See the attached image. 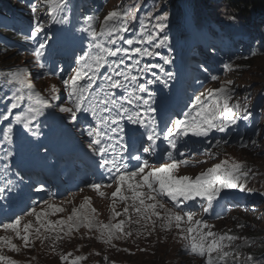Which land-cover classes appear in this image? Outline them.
I'll return each mask as SVG.
<instances>
[{"label":"snow or ice","instance_id":"snow-or-ice-1","mask_svg":"<svg viewBox=\"0 0 264 264\" xmlns=\"http://www.w3.org/2000/svg\"><path fill=\"white\" fill-rule=\"evenodd\" d=\"M40 6L45 7L44 16L36 14ZM142 6L146 7L145 0H119L102 20L96 15L85 16L75 28L81 35L72 34L80 47L78 52L73 51L70 71H66L55 64L48 68L43 58L49 47L48 30L54 25L71 24L70 0H36L31 5L33 19L28 32L23 34L24 40L32 44L31 54L41 70V78L52 75L63 88L52 84L46 95L42 94L26 66L0 72L3 78L0 86L7 89L6 95L0 98V104L5 105L0 110V121L7 124L0 137V160H9L14 154L11 150L13 123L37 138L42 135L41 125L46 122L55 126L53 131L55 128L67 130L71 125L87 138L86 155L94 165L93 179L86 184L99 197L110 199L111 215L108 223L98 220L91 197L86 196L66 217L51 220L49 216L66 211L64 202L55 204L45 200L43 205H37L33 201L31 210L23 215L0 219V231L13 234L0 236V264H19L3 254L4 249L17 254L21 251L13 239L22 242L24 249L34 247L36 241L43 246L50 240L55 251L58 241L85 229L88 233H97L96 239L101 243L117 248L113 241L133 236L131 225H140L143 231L137 230L136 236L146 238L156 232L158 222L161 230H177L185 242L184 253L200 258L201 264H264V253L259 257L243 255L239 251L241 245L236 243L241 236L231 234V230L213 231L215 226L203 216L197 218L196 207L209 213L220 201H225L223 211L217 213L222 218L235 193L256 191L248 185L258 173L244 162L225 158L194 176L180 174L182 167L194 166L191 155L200 151L193 147L195 143L199 142L206 154L215 159L218 153L208 151V147L212 144L219 147L229 141L214 139L213 134L227 135L239 121H250L253 113L249 110V98L244 97L243 103L236 99V88L231 81H225L217 88L193 91L179 112L165 114L158 120V109L154 107L156 91L150 86L168 87L174 77L164 67L172 64L173 58L157 51L167 48L171 52V39L166 31L169 14L154 3L151 10L139 17L137 13ZM227 18L236 21L233 15ZM136 23L138 28L133 27ZM157 57L163 64L145 60ZM201 67L209 73L208 67ZM222 67L224 71H232L234 62L230 58ZM208 78L214 82L219 79L213 74ZM196 83L203 87L204 81L197 79ZM254 135L261 134L256 131ZM249 143L257 145V140L242 142L241 147L247 148ZM7 167L5 164L4 168ZM15 175L16 179L0 184V201L7 199L6 193L17 192L26 202L31 200L33 189L37 193L45 191L43 186H24V177L19 172ZM102 189L113 191L109 195ZM259 194L264 196V191ZM48 195L54 194L48 192ZM66 202L71 204L72 200ZM118 204L124 205L122 211H117ZM25 216L32 219L25 220ZM245 226L238 224L240 228ZM243 246L254 245L244 239ZM117 250L129 252L127 248ZM59 259L61 264H81L88 257H73L68 252L60 254ZM104 261L115 264L107 256Z\"/></svg>","mask_w":264,"mask_h":264},{"label":"rangeland","instance_id":"rangeland-1","mask_svg":"<svg viewBox=\"0 0 264 264\" xmlns=\"http://www.w3.org/2000/svg\"><path fill=\"white\" fill-rule=\"evenodd\" d=\"M118 2L119 0H106L105 3L101 5V8H105L103 16L106 15L109 10L113 9L118 4ZM39 12L40 16H44L45 7L41 6L39 8ZM168 14L169 28L166 31L171 39V52H169L167 48H164L162 49V54L172 57L173 63L170 65H164L165 69L173 72L174 76L179 75V69L181 66L190 67L193 64L195 69L199 70V66H195V63L197 61L196 53L199 51L198 43L192 41L190 38L192 37V30L189 29V26L185 25V15L182 11H180V14L172 12H169ZM102 19L103 17L100 20ZM98 25L99 21L97 27ZM212 49H215V51H213ZM253 52H255L259 57L256 60L253 59L252 62H247V57ZM207 54H209L210 58L204 59L205 57H203V59L205 60L204 62L206 63L205 65L209 64L213 66L216 69L215 75L219 79L215 82L211 81L208 78V73L205 72H203V76L205 75V78H202V76H200V78L199 75L195 74L197 78L203 79L204 82H206V79H208L207 86L202 91L217 88L225 81H231L233 86L236 88V99H239L243 103L244 97L247 96L249 98V110L253 113V115L248 122L239 121L236 126H233L229 130L227 135L224 133L213 134L214 139L222 138L229 141L228 144H222L219 147L215 146V144H212L208 147V151L218 153V156L215 159L209 157L206 154L205 150L201 148L199 144L195 143L193 147L199 148L200 151L199 153H195V156L193 157L194 166L181 168L180 174L194 176L201 170L207 169L213 164L220 162L221 159L225 158H232L244 162L247 166L251 167L258 173L255 178L250 179L248 185L250 188L256 189V191L252 193H235V199L230 203V205L235 210H233L226 219H208L205 217L206 213H203L202 210L197 211V218L203 216V218L206 219L208 223L215 226L213 228V231L223 233L231 230V234L241 236L242 239L240 241H237L236 243L241 245L239 251L243 255H245L243 249H245L247 246H243V240L247 239L254 245L256 240L251 239L250 236L257 233V231L261 227H264V196H261L259 194L261 191H264V187H262V185H264V43L259 46H257V44L255 43L253 47H251V49L247 51V53L243 57L240 58H237V56L235 55L229 56L226 52L220 50V48H217L214 44L207 47ZM15 55L17 54L15 53L8 56L0 55V72L14 71L18 66H26L30 69V73L34 77L36 89L41 91L42 94L46 95V90L48 86L51 85L50 82L38 80L35 73V65L33 64L32 60H30L28 55H24L23 53H19L17 57ZM225 57H228L229 59L231 58L232 60L236 61L234 63V70H223L222 65ZM218 59H220V61H218ZM151 62H158L160 64H163V62L160 61L159 58L152 59ZM208 69L212 73L213 69ZM0 80H2V77H0ZM256 126H258L257 129L255 128ZM128 127L132 126L129 125ZM248 131L249 133H247ZM256 131H259L261 135H254ZM251 139L257 140V145H251L249 143L247 148L241 147L242 142H248ZM38 144L39 141L36 143L37 147ZM16 159V164L19 169H22L23 167H30V160L27 158H22L21 152L16 155ZM201 161L203 162L199 165V162ZM7 180V176H0V184L5 183ZM6 196L7 199L0 201V219L12 216L13 213L8 214L6 210L11 206H13L15 210L20 206V202L22 201V199L19 197L18 193L16 194V192L6 193ZM86 196L91 197L92 207L96 209L97 219L103 221L104 223H108L110 217L109 214H111L109 210V198L105 197L101 199V197H95L93 194L91 195L86 192L81 193L80 196L78 195V197L75 196L66 198L65 200L59 202H52L55 204H61V202H64L62 206L66 209V211L63 213H58L55 216H49V219L57 220L62 217H66L68 214H70L72 207H78ZM69 199L72 200L71 204L66 202ZM26 202L23 201L22 204L26 205ZM123 206V204H118L117 211H122ZM31 207L32 205L30 206V208ZM37 210H39V208ZM23 214L24 213H21V215ZM119 218L122 219L124 217ZM29 219H32V217L25 216V220ZM133 219H135V217H133ZM228 219L229 221H227ZM238 224H245L246 226L244 228H240L238 227ZM134 225L135 224L131 225L133 236L127 239L124 245L115 243L117 245V248H111L108 245H101V242L96 239V236L98 235L97 233L95 236H92L93 232L88 233L87 230L81 229L79 233H73L72 236L65 237L63 240L58 241L56 243L55 251L52 250V241L50 240L45 241L43 246L40 244V241H36L34 247L30 249H24L22 247V242L13 239V242L21 247V251L17 254L4 249L3 254L12 257L16 261H18L19 264H29V261L30 264H61L59 255L66 254L68 252H72L73 257L77 255L87 256L88 260L82 261L81 264H105L104 256L108 257L109 262L115 261V264H157L160 262L158 257H162L161 259H167L165 264H199L197 260H188V258L182 254L184 251L185 242L180 239V234L177 230L173 229L170 232L161 230L158 222L155 233H153L152 235H148L146 238L145 235H141L139 238H137L136 231L143 230L141 229V226L134 227ZM4 235L12 236L13 234H6L3 231H0V236ZM168 236L175 237V241H179L180 246L178 247V249H173L175 244L174 242L173 245L169 246L160 245L156 250H152L149 248L147 252H144L140 255H138L139 252H133V250L137 251L138 246L140 248H145L148 244L149 238L154 237L158 241H160L165 238L170 239ZM130 245L133 250H130L129 252L134 253V255L132 254L134 258L129 257L131 255L129 254V252L117 250L127 248V246ZM77 249H79V251H77ZM159 250L162 251V254L161 252H159L160 254L157 255L158 257L153 258L154 256H156L157 251ZM97 252L100 253V255H96L95 253ZM33 257L35 258L32 259Z\"/></svg>","mask_w":264,"mask_h":264},{"label":"trees","instance_id":"trees-1","mask_svg":"<svg viewBox=\"0 0 264 264\" xmlns=\"http://www.w3.org/2000/svg\"><path fill=\"white\" fill-rule=\"evenodd\" d=\"M34 1L36 2V0H0V53H11L13 49L8 42H19L21 36L16 28L26 23L28 19H33L31 17V5ZM101 2L104 0H75L70 2L74 8L69 26L73 27L76 22L77 19L73 13L78 12L79 6L82 8L81 11H85L91 4H99L91 15L102 17L103 13L99 11ZM154 3L167 13L180 14V11L183 12L186 18L185 25L192 30V40L199 43L198 47H201L199 54H207L206 45L212 43L229 56L235 55L240 58L255 43L257 46L264 43V0H145L146 7L142 6V10L140 9V13L137 15L142 17L144 12L152 9ZM230 15L236 17L235 22L228 20L227 17ZM138 26V23L133 25L136 28ZM258 57L257 54L253 56L251 53L246 61L252 62ZM229 61L230 59L227 58L225 62ZM184 73H187L186 66ZM5 95V90L0 88V98ZM250 238L256 241L253 247L244 249L245 254H254L259 257L261 253H264V227H261ZM159 252L162 254V251H157L153 258H157ZM161 258L158 257L160 262L157 264H165L167 261V259ZM199 261L201 264V260Z\"/></svg>","mask_w":264,"mask_h":264}]
</instances>
